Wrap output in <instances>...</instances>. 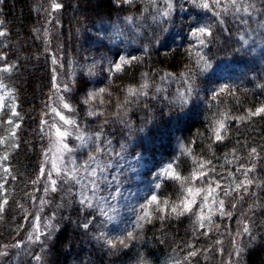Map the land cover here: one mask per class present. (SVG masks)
Listing matches in <instances>:
<instances>
[{"label": "rangeland", "instance_id": "obj_1", "mask_svg": "<svg viewBox=\"0 0 264 264\" xmlns=\"http://www.w3.org/2000/svg\"><path fill=\"white\" fill-rule=\"evenodd\" d=\"M37 1L39 6L43 4L48 10L46 13L56 17L58 12L52 11V4L59 3L60 0ZM108 2L117 8L127 6V9L122 8L110 18L86 15L74 24L71 58L63 63L59 56L54 64L59 91L55 88L43 123L45 153L41 168L45 169V175L36 180L34 196L39 193L32 199L34 218L23 229L20 240L35 235L34 225H38L39 231L46 235L51 231V227H45L50 224L46 210L48 207L58 208L57 203L67 197L68 187L73 202L89 213L85 222L92 240L102 247L113 264H141V258L146 264H150L141 250L143 232L148 223L160 217V213L154 212L150 222H140L143 227H137L139 216L143 214L142 208L148 205L153 195L160 201L168 199L170 203L177 201L181 195L180 183L164 177V170L172 165L182 177L189 178L185 187L192 185L204 188L206 185L200 179L191 180L192 173L203 162L206 164L205 171L208 172L205 179L215 181L209 170V163L193 150V139L188 134L177 131V120L193 119L202 122L203 126L195 128L194 137L200 138L202 143L216 142L219 141L215 139L213 132L216 121L224 118L225 114L232 119L236 115L235 106L244 97L250 99L245 113H249L250 108L255 111L264 106V0H250L259 11L254 12L252 17L242 18L236 17L231 11L226 15L221 12V16L217 17L213 11L198 7L191 0H134L138 3L135 10L129 4L117 6L115 0ZM162 13L167 15H161ZM222 19L233 21L224 24L221 23ZM241 19H246L248 23H242ZM198 27H211L212 30L211 37H204V46L192 35ZM51 36L50 29L46 34L48 44ZM145 54L160 57L177 55L182 66L175 72H164L155 81L152 75L145 73L134 84L119 87L112 83L113 77L121 74L137 57ZM121 58L127 59L129 63L123 65L118 72L110 70L120 63ZM2 67L6 66L0 64V68ZM4 74L0 73V81L7 86V91H0V119L1 116L8 117L4 120L5 126L0 137H7L13 127L6 123L8 120L19 125L17 118L11 115L13 106L16 110V102L12 89L3 80ZM65 86L68 91H64ZM221 88L225 92L214 100L213 96ZM100 89L106 91L85 103L90 94L97 93ZM129 89L137 90V94L128 95ZM147 93L150 103L159 106L140 112V107L144 104L141 98ZM182 94L186 103L182 100ZM70 96L76 97V100L73 98L74 103L71 100L72 103H67ZM61 98L70 105L71 111L62 107ZM53 109L75 121V124H64ZM156 117L159 119L156 120ZM161 118L173 122L166 127L159 126L158 120ZM231 119H225L226 131L222 132V139ZM57 128L71 133L61 143L57 142L55 135ZM168 131L171 133L168 134ZM78 136H83L84 140L78 139ZM8 143L10 145L12 141L9 140ZM63 144L71 151L64 150ZM121 145H125L126 149H122ZM12 149L10 146H0V156L7 155L9 159ZM116 153H122L124 159ZM90 155L96 156L95 162L88 161ZM7 162L8 160L0 161L1 172L3 167L8 166ZM223 162L226 163V158H223ZM92 168L97 170L98 187L95 189L91 185L92 177L88 174ZM100 168L104 169L103 172ZM68 171L75 174L79 183L75 180L65 182L67 178L63 173ZM49 173L51 179L56 181L55 191L51 190L53 186ZM113 177L118 179V192L117 183L109 186ZM4 180L1 185H4ZM167 182H170V188ZM157 184L160 185L159 188L156 187ZM219 184L221 187L216 190V203L213 204L211 198L209 200L215 214L211 216L210 225L205 221L206 227L203 229L206 231L215 232L218 229L215 220L223 217L218 201L222 200L221 195L225 190L228 193L233 191L231 179ZM1 191L0 196L4 190ZM81 193L88 196L93 207L80 204ZM109 193L115 199L106 202L104 197ZM203 195L204 193L195 196L197 203L191 213L181 215L190 218L191 227L196 232L201 229L194 222L196 217L193 213L199 210ZM100 207L105 208L107 216L99 214ZM154 208L155 206L149 210ZM174 217L180 216H166L167 219ZM128 232H133L135 239L126 240L127 246L119 244V239L126 237ZM45 240L47 239L43 241ZM108 240L116 241L115 247H110ZM169 264L182 262L174 260Z\"/></svg>", "mask_w": 264, "mask_h": 264}, {"label": "trees", "instance_id": "obj_2", "mask_svg": "<svg viewBox=\"0 0 264 264\" xmlns=\"http://www.w3.org/2000/svg\"><path fill=\"white\" fill-rule=\"evenodd\" d=\"M58 4L61 5L58 16L52 17L37 0H0V30L6 33L0 37V56L4 57L0 64L13 66L10 73L4 74L3 80L12 89L19 122L17 147L12 149L7 162L11 174L4 180V192L0 196V203L5 199L8 201L0 213V250L7 251L8 255L0 257V264H113L102 247L94 243L90 231L83 227L89 213L73 202L68 187L67 199L61 202L62 206L58 202V208L48 207L46 210L51 231L47 235L40 231L38 236L34 230L35 235L20 240L23 229L34 218L32 199L39 193L34 196L37 182H33L39 176L45 153L43 123L55 91L54 83L56 85L53 60H59L60 56L63 63H67L71 58L72 29L86 15L110 18L124 8H117L108 0H60ZM129 5L135 10L138 3ZM222 20L224 24L233 21ZM50 29L52 36L48 44L46 34ZM176 56L140 55L121 74L113 77L112 83L119 87L134 84L145 73L152 75L155 81L164 72L180 70L182 64ZM144 96L140 112L159 106L150 103L148 93ZM73 98L68 97L67 103H74ZM249 101L244 97L238 102L234 109L236 115L228 121L225 137L216 142L202 143L200 138L194 137L195 128L203 126L202 122L177 120V131L193 139V150L205 162H210L209 170L215 181L227 183L231 179L233 191L221 195L224 212L231 215L216 218L219 227L215 232L194 231L188 216L154 219L144 228L141 246L150 264H169L174 260H180L182 264H264V115L249 117L245 113ZM149 103L151 105L147 106ZM7 117L1 116L0 133ZM240 117L244 119H238ZM172 122L161 118L158 125L166 127ZM253 148L256 153L250 155ZM248 168L252 171L245 176L244 170ZM4 175L0 169V177ZM248 179L252 183L247 188L234 190ZM2 180L0 178V185ZM166 184L170 188V182ZM245 224L248 233L243 232ZM202 232L208 234L202 235ZM218 240L220 243H216ZM17 243L20 244L18 248L14 247ZM3 245L8 247L3 249ZM192 251L196 255L188 256Z\"/></svg>", "mask_w": 264, "mask_h": 264}, {"label": "snow or ice", "instance_id": "obj_3", "mask_svg": "<svg viewBox=\"0 0 264 264\" xmlns=\"http://www.w3.org/2000/svg\"><path fill=\"white\" fill-rule=\"evenodd\" d=\"M191 2L193 3H197L198 7H201L203 9L209 10V11H213V14L217 17L221 16V12H223L225 15L229 13V11H231L236 17L238 18H242V17H252L253 13L256 11H259V9H257V6L254 2H250V0H226V3L224 2V0H211V2L209 3V0H191ZM115 3L117 4V6L121 5V4H133L134 0H115ZM169 7H171V5H169ZM61 8V5L58 3H53L52 4V11H56L59 10ZM161 15H167V13H162ZM242 23L247 24L248 21L246 19H241ZM221 23H223V20H221ZM6 33L3 31H0V37L5 36ZM193 37L196 38L197 40H199L200 45L204 46L206 44V41L204 39V37H211L212 36V30L211 27H198L193 33H192ZM241 39L243 40L244 38L241 37ZM4 57L0 56V60H3ZM201 59H203L201 57ZM53 63L55 64L56 61L53 60ZM129 63V61L127 59L121 58L120 63L115 64L114 65V69H110V70H114V71H120L122 66ZM206 66H210L207 65ZM12 65L6 66V67H2L0 68V73H10L11 69H12ZM53 81L55 82V75L53 76ZM54 87L56 88L57 91H59V86L55 85L54 83ZM143 87H146L143 86ZM0 91H7V86L3 83V81H0ZM64 91H68L67 86L64 87ZM106 90L105 89H100L99 92L97 93H92L89 95L88 99L85 100V103H88L90 100H94L96 97L100 96L102 93H104ZM191 91V89L189 90V92ZM225 89L221 88L220 91L218 93H216L213 96V99H217L218 96L221 93H224ZM137 94V90L135 89H129L128 90V95L132 96V95H136ZM182 100H183V94H182ZM183 102H187L186 100H183ZM61 104L62 107L68 111H71V107L69 104L63 102V98H61ZM53 112H55V114L59 117V119L61 121H63L64 124L66 125H74L75 121L71 120V119H67L65 116L61 115L59 112H57L55 109H53ZM94 113H90V115H92ZM11 115L14 117L18 116V113L15 110V107L13 106L11 108ZM260 115H264V106L258 107L255 109V111H250L248 113L249 117L252 116H260ZM225 119H230V117L227 116V114L224 115V118L219 119L216 121V126L213 128V132L215 135V139L216 140H220L222 139V132L226 131V123H225ZM240 120H243L244 117H240L238 118ZM9 125H13V127L11 128V130L9 131V135L7 137H0V146H4L5 148L7 147H12L13 149L17 147L16 143H15V138H16V132L15 129L19 127L18 124H13L12 120H8L6 122ZM43 123V122H42ZM71 133L67 132V131H61L59 128L56 129L55 135L57 137V142L61 143L68 135H70ZM78 139L84 140L83 136H78ZM11 140L12 143L9 145L8 141ZM122 149H126L125 145H121ZM63 149L67 150V151H71V149L68 148V146L66 144H63ZM256 153V149L253 148L251 150L250 155H254ZM116 155L121 156V159L123 160L124 157L122 155V153H116ZM8 160V156L7 155H3L0 156V161H7ZM88 161L90 162H95L96 161V156L95 155H90L88 157ZM87 163V162H86ZM210 163V162H209ZM56 165H53V168L55 169ZM243 167V166H242ZM206 168V164L205 163H200L199 165V169L197 171H194L191 175V180L195 181L197 179H200L202 181V183H204L206 185V187L204 188H197L195 186H187L185 187L186 184H188L189 178L187 177H182L178 172H176L174 170V167L172 165H169L168 168H166L164 170V172L162 173V175L166 178H170L172 180H175L177 182L180 183L181 185V195L178 197L177 201L171 202L168 199H165L163 201H160L158 199L157 196L153 195L151 197V200L148 202V205L146 207L142 208V215L139 216V221L137 224V227H143V224L140 222H150L154 212H159L160 213V219L163 220L166 218L167 215L170 214H175L176 216H181L187 213H191L192 212V208L193 206L197 203L195 196H200L201 193H204V195L202 196V203L199 206V210L196 213H193L196 217L195 219V223L198 225V229H203L206 227L205 221H207V224L210 225L212 223L211 220V216L213 214H215V210L212 207L211 204H209V200L211 198V201L213 204L216 203V190L218 188L221 187V185L219 184L218 181H213L211 179H205L206 177H208V172L205 171ZM103 168H100V171L103 172ZM96 168H92L91 171L88 173L89 176L92 177L91 180V185L93 187V189L98 187L97 184V176H96ZM252 169L248 168L244 170V174L245 176H247L248 172H251ZM3 173L5 174L3 177H0L2 179H7V176L10 175V169L8 167H3ZM45 175V169L41 168L40 169V176L38 177V179L43 178ZM63 176L66 177L67 179L65 180V182H67L68 180H75L77 183H79V181L77 180L75 174L72 171H68V172H64ZM49 180L52 187V191H55V184L56 181L51 179V173L48 174ZM13 179H15V177H12ZM33 183H36V181H34ZM112 183H117V189L116 191H119V186H118V179L117 177H113L112 181L109 182V186H111ZM252 183V180L248 179L246 181H242L240 184L237 185L236 189L234 190H238L240 187H244L247 188L248 185H250ZM215 184V187H212V185ZM157 188L160 187L159 184L156 185ZM3 188V185H0V189ZM47 190V189H46ZM225 195H228V191L225 190L224 191ZM188 197H193L192 199H189ZM111 199H115V196L111 193H109L108 196L104 197V200L107 202ZM7 200H3L2 203H0V213L3 212L4 210V205L7 204ZM80 204L85 206V207H93L91 201L89 200L88 196L85 195L84 193H81V198H80ZM218 205H219V211L221 216L224 215H231L230 213H225L224 212V201L223 200H219L218 201ZM155 206V208L150 211L149 209H152V207ZM233 207H235V204H233ZM205 209H207V212H205ZM99 214L102 216H107L108 213L105 210V208L100 207L99 208ZM36 220H39V217L36 218ZM34 227L36 228L37 234L39 236L40 231H39V227L38 225H34ZM45 227H50L49 225H45ZM84 228H88V224H84L83 225ZM243 232L244 233H248L249 229L247 224L244 225L243 228ZM202 235H207V232H202ZM239 235V233H238ZM37 236V238H38ZM135 239L134 233L133 232H128L127 236L124 238L119 239V244L127 246L125 241L126 240H132ZM107 243L109 244L110 247H115L116 245V241L113 240H108ZM216 243H220V241H216ZM233 244L235 245V240L233 241ZM3 249H6L8 247V245H3L2 246ZM14 247H20V244L17 243L14 245ZM188 247H192V245H189ZM239 249H237V254H239ZM196 255L195 251L189 252L188 256L194 257ZM3 256H7V251L4 250H0V257ZM37 260L40 259L39 256L36 257ZM185 259H187V257H185ZM141 264H146V261L143 260V258H141Z\"/></svg>", "mask_w": 264, "mask_h": 264}]
</instances>
